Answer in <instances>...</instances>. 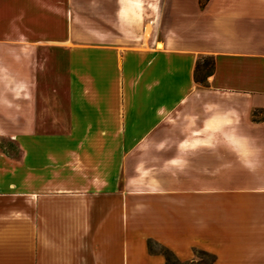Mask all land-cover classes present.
Instances as JSON below:
<instances>
[{
  "label": "crops",
  "instance_id": "0c3cea01",
  "mask_svg": "<svg viewBox=\"0 0 264 264\" xmlns=\"http://www.w3.org/2000/svg\"><path fill=\"white\" fill-rule=\"evenodd\" d=\"M73 1L0 0V264H264V0Z\"/></svg>",
  "mask_w": 264,
  "mask_h": 264
},
{
  "label": "rangeland",
  "instance_id": "374dc122",
  "mask_svg": "<svg viewBox=\"0 0 264 264\" xmlns=\"http://www.w3.org/2000/svg\"><path fill=\"white\" fill-rule=\"evenodd\" d=\"M87 1H89V0H78V6L80 4H82V6L86 7V4L89 5V2L87 3ZM73 2H76V0H74ZM78 9L80 11L81 7L78 8ZM92 17H94L96 19V18H98V15L97 14L93 15V14L85 13V11H83L81 13H78V24L82 25V27H83L82 31L84 33H89L90 32V26H91V23H92L91 22ZM209 60H210V58H205V60L202 63H204V62L206 63ZM203 75H204V71L202 70V68H200V70L198 72V78H203ZM257 116H258V118L263 117L264 116V111L262 113H258ZM2 128L4 129V131L10 132V131H13V130L22 129L23 127H2ZM150 246H151L152 251L164 253V249L160 245H158V244H156L154 242H151ZM193 261L195 262V264H211V256L206 251H203V250H200V249H196L195 258L193 259ZM169 264H185V263H183L182 261H178L177 262L175 260V258L173 256H171Z\"/></svg>",
  "mask_w": 264,
  "mask_h": 264
},
{
  "label": "trees",
  "instance_id": "16d2710c",
  "mask_svg": "<svg viewBox=\"0 0 264 264\" xmlns=\"http://www.w3.org/2000/svg\"><path fill=\"white\" fill-rule=\"evenodd\" d=\"M198 2H199V5L201 7H203L206 4L207 0H198ZM205 58H210V60L208 62H206V63L205 62L202 63L205 60ZM213 65H214V61H213L212 57H202V58L198 59V61L196 63L195 71H194V78H195L196 82H199V83L205 85L206 84V78H207L208 75L211 74L212 69H213ZM200 68H202V70L204 71L203 78H198V72H199ZM253 115H254V120H261V119L264 118V116L261 117V118H258V116H257L258 113L257 112H254ZM164 255H165V258H166L164 264H169L171 256H173L177 262L180 261L168 249H164ZM210 256H211V262H212L213 257H212V255H210ZM183 263H185V264H195L194 261H185Z\"/></svg>",
  "mask_w": 264,
  "mask_h": 264
},
{
  "label": "bare ground",
  "instance_id": "6f19581e",
  "mask_svg": "<svg viewBox=\"0 0 264 264\" xmlns=\"http://www.w3.org/2000/svg\"><path fill=\"white\" fill-rule=\"evenodd\" d=\"M159 46H160V44H159Z\"/></svg>",
  "mask_w": 264,
  "mask_h": 264
}]
</instances>
